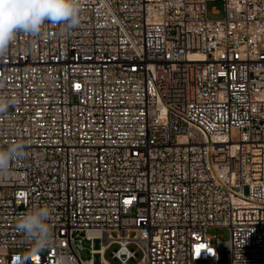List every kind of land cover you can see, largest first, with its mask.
<instances>
[{"label": "built area", "instance_id": "1", "mask_svg": "<svg viewBox=\"0 0 264 264\" xmlns=\"http://www.w3.org/2000/svg\"><path fill=\"white\" fill-rule=\"evenodd\" d=\"M79 4L0 58V264H264V0Z\"/></svg>", "mask_w": 264, "mask_h": 264}, {"label": "clouds", "instance_id": "2", "mask_svg": "<svg viewBox=\"0 0 264 264\" xmlns=\"http://www.w3.org/2000/svg\"><path fill=\"white\" fill-rule=\"evenodd\" d=\"M79 13V0H0V58L7 55L19 33L38 34L46 23H62L72 28L80 22ZM8 107V102L0 99V113ZM22 147L0 150V176L7 174L14 158H20ZM50 216L47 206H33L18 217L19 229L32 240L37 251L48 246Z\"/></svg>", "mask_w": 264, "mask_h": 264}, {"label": "rangeland", "instance_id": "3", "mask_svg": "<svg viewBox=\"0 0 264 264\" xmlns=\"http://www.w3.org/2000/svg\"><path fill=\"white\" fill-rule=\"evenodd\" d=\"M208 15L211 19H222L224 17V6L221 1H210L208 3ZM217 9L219 11L218 14H214L213 10ZM208 234L214 236L216 238H229V230L224 228L219 229H210ZM84 249L81 250V257L84 261L89 260L92 257V242L85 240L83 241ZM116 245L112 246V249H115ZM106 259L112 263H116V260L112 259L111 251L109 250L106 254ZM225 259V252L222 253V260Z\"/></svg>", "mask_w": 264, "mask_h": 264}, {"label": "snow or ice", "instance_id": "4", "mask_svg": "<svg viewBox=\"0 0 264 264\" xmlns=\"http://www.w3.org/2000/svg\"><path fill=\"white\" fill-rule=\"evenodd\" d=\"M126 203H127V201H126ZM197 251H199V249Z\"/></svg>", "mask_w": 264, "mask_h": 264}]
</instances>
